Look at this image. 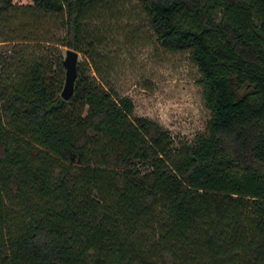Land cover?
Wrapping results in <instances>:
<instances>
[{"label": "trees", "instance_id": "16d2710c", "mask_svg": "<svg viewBox=\"0 0 264 264\" xmlns=\"http://www.w3.org/2000/svg\"><path fill=\"white\" fill-rule=\"evenodd\" d=\"M0 0L5 41L99 55L112 0ZM158 43L188 51L210 118L174 147L161 124L60 56L0 82V264H264V0H136ZM63 29V38L51 39Z\"/></svg>", "mask_w": 264, "mask_h": 264}, {"label": "rangeland", "instance_id": "374dc122", "mask_svg": "<svg viewBox=\"0 0 264 264\" xmlns=\"http://www.w3.org/2000/svg\"><path fill=\"white\" fill-rule=\"evenodd\" d=\"M26 4L27 0H15ZM88 31L98 41L99 55L93 60L79 52L80 68L99 83L108 82L121 96L130 97L135 114L166 128L174 147L191 144L206 131L210 118L198 80L200 72L188 51L162 47L148 23L146 13L136 0H112L90 15ZM63 29L51 39L63 38ZM41 40L30 43L5 41L0 36V82L12 70V62L31 54L63 61L67 47L57 45L44 31Z\"/></svg>", "mask_w": 264, "mask_h": 264}, {"label": "water", "instance_id": "95a60500", "mask_svg": "<svg viewBox=\"0 0 264 264\" xmlns=\"http://www.w3.org/2000/svg\"><path fill=\"white\" fill-rule=\"evenodd\" d=\"M66 69L65 85L62 91V97L69 100L75 91V83L78 77L79 52L77 50L67 48L66 57L63 61Z\"/></svg>", "mask_w": 264, "mask_h": 264}]
</instances>
